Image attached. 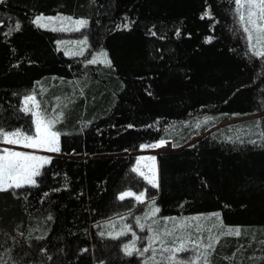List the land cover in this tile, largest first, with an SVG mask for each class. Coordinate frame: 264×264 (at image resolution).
Wrapping results in <instances>:
<instances>
[{"label": "trees", "instance_id": "trees-1", "mask_svg": "<svg viewBox=\"0 0 264 264\" xmlns=\"http://www.w3.org/2000/svg\"><path fill=\"white\" fill-rule=\"evenodd\" d=\"M233 0H2L0 136L33 132L26 93L43 108L63 100L60 153L36 184L0 191V264H141L103 222L127 212V190L156 198L159 215L219 213L208 264H264V117L223 128L158 157L159 190L133 172L131 153L181 148L224 118L264 113V59L248 54ZM88 21L87 54L68 57L37 16ZM19 25V28L16 25ZM106 51L109 65L89 62ZM206 116L200 128L180 126ZM180 124L179 127H175ZM71 156L81 157L80 159ZM101 226V227H100Z\"/></svg>", "mask_w": 264, "mask_h": 264}, {"label": "rangeland", "instance_id": "rangeland-1", "mask_svg": "<svg viewBox=\"0 0 264 264\" xmlns=\"http://www.w3.org/2000/svg\"><path fill=\"white\" fill-rule=\"evenodd\" d=\"M233 2V18L237 32L243 39L248 54L257 56L254 55V52L264 51V5L260 4L259 0H241L240 5L236 4L235 0ZM250 10L251 15L249 14ZM79 21H84V23L80 24ZM35 22L42 29L61 34L59 47L68 57H82L87 54L88 40L86 37L80 36V33L88 25L87 20L65 15H40L35 18ZM249 35L252 37L251 41L248 38ZM258 57L264 59V55ZM92 61L101 65H109L110 62L106 51L93 53L89 58V62L93 63ZM52 86L53 84L40 83L36 89H32L23 97V110L32 117V133L14 131L0 136V155L15 152L38 158L24 161L26 175L31 176L35 184L39 175L34 173L40 174L43 167L49 164L52 158L62 156L60 134L55 127L62 120L64 102L56 99L55 104L43 108L38 96V94L42 96L46 94ZM262 117H264V113L243 118H224L219 124L206 130L204 134L193 136L190 142L181 148L175 147L171 141H161L163 143L143 146L139 151L130 154L135 158L133 172L145 185L159 190L158 157L161 154L180 151L197 144L200 140L223 128ZM214 119L213 116H206L190 123L177 124L175 127L192 125L196 129L211 123ZM45 131L48 134L58 133L59 135L51 144L45 142L37 147L24 146L33 143L31 140H26L25 137L38 138ZM48 138L51 140L50 136ZM52 146L58 150L48 151L47 148ZM153 157L155 159H152ZM71 158L80 159L81 157L71 156ZM20 182L19 188L35 185L24 182L23 178ZM12 183L14 185L15 181ZM8 184L9 181L4 179L5 189L17 188L15 186L8 187ZM122 196L123 199H121ZM119 199L131 203L130 209L103 222L101 226L105 230L106 236L121 238L123 252L127 255H138L141 258V264H205L206 261L208 264L211 249L221 237L239 236L246 230L243 227L224 226L219 213L162 218L159 211H156L158 208L156 198H149L145 190H127L119 195ZM237 229L239 230L238 235L236 234Z\"/></svg>", "mask_w": 264, "mask_h": 264}, {"label": "snow or ice", "instance_id": "snow-or-ice-1", "mask_svg": "<svg viewBox=\"0 0 264 264\" xmlns=\"http://www.w3.org/2000/svg\"><path fill=\"white\" fill-rule=\"evenodd\" d=\"M2 2V0H0ZM260 4L264 5V0H259ZM235 3L240 5L241 0H235ZM250 15L251 10H250ZM241 19H243V16H241ZM78 23L83 24L84 21H79ZM17 28H19V25H16ZM247 31V29H245ZM249 40L251 41L252 37L249 35ZM254 55L260 56L264 55V51H256L254 52ZM93 63L95 61H92ZM58 133H50L48 134L46 131L42 133L38 138H34L32 136L25 137L26 140H31L33 143L31 144H25V147H37L42 143H53L55 138L58 137ZM51 137V140L48 137ZM163 143V142H161ZM48 151H57L58 149L54 146L48 147ZM7 152V150H5ZM32 159H38L36 157L29 156L25 153H15V152H7L6 155H0V191L6 190L3 185V180L7 179L9 181L8 187L15 186L19 188L21 186V178H23L24 182L35 184V181L31 179V176L26 175V165L24 161L32 160ZM48 159V158H43ZM152 159H155L154 157ZM35 175H39V173H34ZM12 181H15L14 185ZM155 186V185H154ZM123 199V196L121 197ZM156 211H159L157 208ZM236 234H239V230L237 229ZM167 251V249H165ZM144 251H147V249H144ZM131 254V253H129ZM207 264V261L205 262Z\"/></svg>", "mask_w": 264, "mask_h": 264}, {"label": "water", "instance_id": "water-1", "mask_svg": "<svg viewBox=\"0 0 264 264\" xmlns=\"http://www.w3.org/2000/svg\"><path fill=\"white\" fill-rule=\"evenodd\" d=\"M187 148V147H186ZM186 148H184V149H186ZM183 150V149H182ZM181 151V150H180Z\"/></svg>", "mask_w": 264, "mask_h": 264}]
</instances>
